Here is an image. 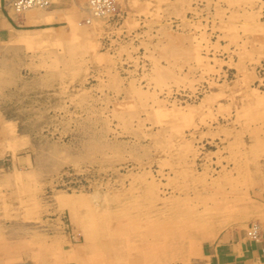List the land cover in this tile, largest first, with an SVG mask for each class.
I'll list each match as a JSON object with an SVG mask.
<instances>
[{
  "label": "rangeland",
  "instance_id": "374dc122",
  "mask_svg": "<svg viewBox=\"0 0 264 264\" xmlns=\"http://www.w3.org/2000/svg\"><path fill=\"white\" fill-rule=\"evenodd\" d=\"M113 1L0 62V264H192L264 231V0Z\"/></svg>",
  "mask_w": 264,
  "mask_h": 264
},
{
  "label": "crops",
  "instance_id": "0c3cea01",
  "mask_svg": "<svg viewBox=\"0 0 264 264\" xmlns=\"http://www.w3.org/2000/svg\"><path fill=\"white\" fill-rule=\"evenodd\" d=\"M13 2L0 0V62L25 65L36 62L39 45L51 41L54 30L85 15L88 0H50L46 8L22 11ZM192 264H264V231L257 241L249 240L245 229L222 231L202 246Z\"/></svg>",
  "mask_w": 264,
  "mask_h": 264
},
{
  "label": "built area",
  "instance_id": "2783aa9c",
  "mask_svg": "<svg viewBox=\"0 0 264 264\" xmlns=\"http://www.w3.org/2000/svg\"><path fill=\"white\" fill-rule=\"evenodd\" d=\"M14 7L17 11H22L30 7L46 8L49 0H14ZM114 6L113 0H88V10L95 16L106 15ZM246 236L251 241H257L261 237V229L257 223H251L246 230Z\"/></svg>",
  "mask_w": 264,
  "mask_h": 264
},
{
  "label": "bare ground",
  "instance_id": "6f19581e",
  "mask_svg": "<svg viewBox=\"0 0 264 264\" xmlns=\"http://www.w3.org/2000/svg\"><path fill=\"white\" fill-rule=\"evenodd\" d=\"M49 33H50V32H49ZM49 33H48V34H49Z\"/></svg>",
  "mask_w": 264,
  "mask_h": 264
}]
</instances>
